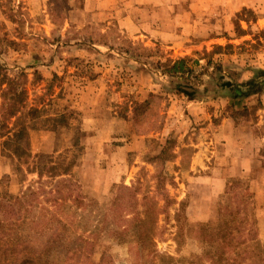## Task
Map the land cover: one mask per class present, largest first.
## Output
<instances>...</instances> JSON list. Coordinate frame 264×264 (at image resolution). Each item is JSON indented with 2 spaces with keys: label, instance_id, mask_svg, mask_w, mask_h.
<instances>
[{
  "label": "rangeland",
  "instance_id": "rangeland-1",
  "mask_svg": "<svg viewBox=\"0 0 264 264\" xmlns=\"http://www.w3.org/2000/svg\"><path fill=\"white\" fill-rule=\"evenodd\" d=\"M78 15L69 0H0V63L11 76L28 74L29 105L44 109L31 152L53 156L60 174L69 169L40 180L27 172L33 164L22 172L15 158L1 155L8 172L0 180V221L11 223L9 237L17 231L44 255L39 264H215L213 254L222 264L240 261L233 245L206 255L205 241L221 207L239 208L236 223L245 219L246 227L264 210L251 190L264 176V148L251 161V136L264 138V88L235 99L221 86L232 81L240 93L264 67L260 14L245 10L230 34L206 44L178 40L174 49L147 46L112 25L102 34V25ZM95 44L111 50L100 53ZM182 57L199 60L190 78L157 69L159 60ZM178 84L197 88L196 99L180 94ZM244 106L246 114L235 115ZM167 139L173 158L152 162ZM200 148L207 158L193 168ZM211 174L225 186L205 179ZM205 225L211 229L202 231ZM258 226L264 242V223Z\"/></svg>",
  "mask_w": 264,
  "mask_h": 264
},
{
  "label": "trees",
  "instance_id": "trees-1",
  "mask_svg": "<svg viewBox=\"0 0 264 264\" xmlns=\"http://www.w3.org/2000/svg\"><path fill=\"white\" fill-rule=\"evenodd\" d=\"M239 15H237V17ZM215 49L221 50L222 47L216 45ZM198 64L199 60L197 59L182 57L175 60H159L157 62V69L160 70L164 76L169 78H190ZM27 81V73L21 71L19 74L11 76L5 66L0 63L1 155L15 158L17 162L16 169L22 172L24 165L29 166L33 164L31 169H27V172L36 174L40 180L45 176L56 178L58 176L67 175L69 174V169L64 170L62 174L59 173L57 164L53 161V156L44 154L33 155L31 152V133L32 131L40 129L39 123L42 122L44 109L35 105H29L28 90L26 88ZM221 86L229 88L235 99H248L252 95H257L263 90L264 69H259L254 77L250 78L247 83H244L245 89L240 93L237 91L239 88L237 87L238 85L232 81H224ZM186 88L187 87H183L181 84L177 85V91L180 94L184 95L189 101L195 100L198 89L195 87H192V89ZM248 110V107L244 106L240 111H235L237 113L235 115H244ZM137 116L138 111L136 110L134 119L138 118ZM172 145L173 141L167 139L165 147L156 158L152 159V162H155L154 160L157 159H161V162H165L168 160L166 158L171 156L173 158V155H171L169 151ZM44 160L45 162L42 163ZM6 207L5 212L9 214V209L11 207ZM3 208L4 207H1L0 204V209ZM223 209L225 212H223ZM223 209L221 207L219 210L220 223H218L216 232L213 235L206 236L207 239L209 238L208 241H205L207 247L206 255L212 254V249L214 248L215 250V247L217 253L220 249L233 245L236 250L239 249V252L241 251L237 253V258L240 259V261L238 260L229 264H264V242L261 239L258 221L254 220L253 223H249V227H246L247 223L245 219L236 223L237 217L241 212L239 208L232 209L226 206ZM10 225L11 223L0 221V255L6 260L5 264H39L41 257H44V255L40 256L39 253L34 251V248L30 244L24 243L17 231L14 232L15 237H9V231H11ZM15 225L16 223L14 226ZM208 229L211 228L205 225L202 231H207ZM246 231L248 233L246 237L243 238L242 234ZM250 245L255 247L256 250L254 252L249 250ZM242 247L243 249H241ZM46 249L47 254L50 249L52 250L50 243ZM57 250L62 251L63 245ZM33 252H35V254H32ZM215 256L216 254L211 255V260L215 262V264H222L223 261L221 259H216ZM246 260H248L249 263H245ZM48 264H64V262L54 263V261H48Z\"/></svg>",
  "mask_w": 264,
  "mask_h": 264
},
{
  "label": "crops",
  "instance_id": "crops-1",
  "mask_svg": "<svg viewBox=\"0 0 264 264\" xmlns=\"http://www.w3.org/2000/svg\"><path fill=\"white\" fill-rule=\"evenodd\" d=\"M69 4L77 10L79 15L76 18L91 19L92 22L97 23L96 25H102V34L108 35L112 25L123 35L141 39L147 46L153 42H160L172 49L175 48L178 40L193 44L202 41L206 44L210 37L230 34L234 28L235 18L244 10H253L256 14H260L259 20L264 21V0H69ZM85 25L83 23L81 26L85 28ZM197 46L192 47L197 49ZM93 47H96L95 49L100 53L111 50L104 44H95ZM100 80L103 81V76H98L95 81ZM251 142L254 144L251 161L254 162L264 148V138L257 140L251 136ZM205 153L201 148L200 152L194 153L191 161L193 168L205 163L207 158L204 156ZM214 155L216 153L211 156ZM262 157L264 158V154ZM239 162H242V158ZM7 172L1 160L0 145V180ZM215 175H208L205 179L217 183V188L225 186L226 181L222 176ZM263 184L264 176L261 178L257 176L251 182V190L255 199L264 204V191L261 190ZM217 192L219 195L213 191L215 194V199L211 201L213 203L222 193V189ZM263 212L264 210L261 209L259 223H264ZM209 217L208 214L195 220L204 221Z\"/></svg>",
  "mask_w": 264,
  "mask_h": 264
}]
</instances>
